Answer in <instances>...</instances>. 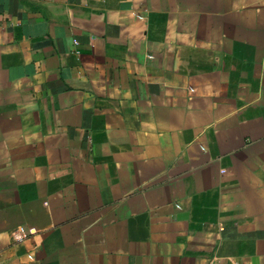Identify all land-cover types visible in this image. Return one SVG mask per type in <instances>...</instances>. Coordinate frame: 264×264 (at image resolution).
<instances>
[{
  "label": "crops",
  "instance_id": "0c3cea01",
  "mask_svg": "<svg viewBox=\"0 0 264 264\" xmlns=\"http://www.w3.org/2000/svg\"><path fill=\"white\" fill-rule=\"evenodd\" d=\"M0 264H264V0H0Z\"/></svg>",
  "mask_w": 264,
  "mask_h": 264
},
{
  "label": "built area",
  "instance_id": "2783aa9c",
  "mask_svg": "<svg viewBox=\"0 0 264 264\" xmlns=\"http://www.w3.org/2000/svg\"><path fill=\"white\" fill-rule=\"evenodd\" d=\"M74 42H76V41H74Z\"/></svg>",
  "mask_w": 264,
  "mask_h": 264
}]
</instances>
